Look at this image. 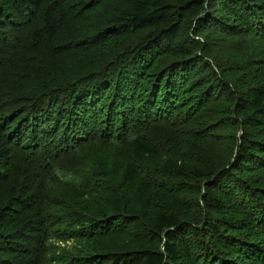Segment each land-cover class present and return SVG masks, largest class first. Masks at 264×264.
<instances>
[{"label": "trees", "instance_id": "16d2710c", "mask_svg": "<svg viewBox=\"0 0 264 264\" xmlns=\"http://www.w3.org/2000/svg\"><path fill=\"white\" fill-rule=\"evenodd\" d=\"M0 264H264V0H0Z\"/></svg>", "mask_w": 264, "mask_h": 264}, {"label": "rangeland", "instance_id": "374dc122", "mask_svg": "<svg viewBox=\"0 0 264 264\" xmlns=\"http://www.w3.org/2000/svg\"><path fill=\"white\" fill-rule=\"evenodd\" d=\"M70 243H71V242H70ZM58 244H59V246L62 247V246H64L66 243H63V242L60 243V242H59Z\"/></svg>", "mask_w": 264, "mask_h": 264}]
</instances>
